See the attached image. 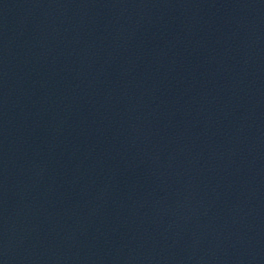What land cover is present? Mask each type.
Listing matches in <instances>:
<instances>
[{
    "label": "water",
    "instance_id": "obj_1",
    "mask_svg": "<svg viewBox=\"0 0 264 264\" xmlns=\"http://www.w3.org/2000/svg\"><path fill=\"white\" fill-rule=\"evenodd\" d=\"M0 264H264V0H0Z\"/></svg>",
    "mask_w": 264,
    "mask_h": 264
}]
</instances>
